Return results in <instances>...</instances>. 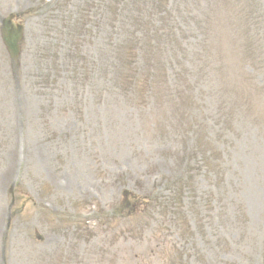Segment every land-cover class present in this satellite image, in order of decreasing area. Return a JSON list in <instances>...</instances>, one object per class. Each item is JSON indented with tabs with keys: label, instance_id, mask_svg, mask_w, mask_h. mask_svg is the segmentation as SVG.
<instances>
[{
	"label": "rangeland",
	"instance_id": "obj_1",
	"mask_svg": "<svg viewBox=\"0 0 264 264\" xmlns=\"http://www.w3.org/2000/svg\"><path fill=\"white\" fill-rule=\"evenodd\" d=\"M0 264H264V0H0Z\"/></svg>",
	"mask_w": 264,
	"mask_h": 264
},
{
	"label": "water",
	"instance_id": "obj_2",
	"mask_svg": "<svg viewBox=\"0 0 264 264\" xmlns=\"http://www.w3.org/2000/svg\"><path fill=\"white\" fill-rule=\"evenodd\" d=\"M12 19L13 17L3 21L2 32L4 43L9 49L12 60H16L20 52L19 42L22 39V28L16 26Z\"/></svg>",
	"mask_w": 264,
	"mask_h": 264
}]
</instances>
